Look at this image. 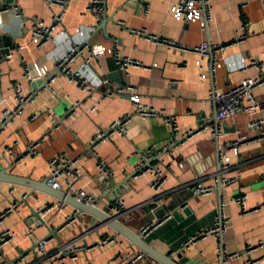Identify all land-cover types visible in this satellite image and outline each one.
I'll return each instance as SVG.
<instances>
[{"label":"crops","instance_id":"obj_1","mask_svg":"<svg viewBox=\"0 0 264 264\" xmlns=\"http://www.w3.org/2000/svg\"><path fill=\"white\" fill-rule=\"evenodd\" d=\"M89 2L69 0L63 24L53 40L39 48L30 37L34 21L39 19L51 25L60 7L50 6L44 0H0V55L8 49L14 53L13 62L0 61V119L5 111L16 106V85L22 84L26 94L34 95L20 118L0 128V169L8 168L10 173L45 182L50 159L65 154L77 159L81 172L94 179L86 189L99 197L98 207L106 208L112 203L109 195L116 197L124 201L128 210L121 221L129 228L140 233L147 225L153 226L144 238L158 251L175 259L181 255L187 257L190 264H222L223 257L224 264H264V245H260L264 241V138L249 125L255 118L264 121V112L255 117L240 114L223 124V144L244 138L239 154L232 156L229 173L219 171L224 164L218 144L208 133L184 138L186 132L198 129L204 121L216 122L215 105L209 100L213 89L224 92L246 78L264 77L263 1L213 0V18L206 29L197 22L177 21L171 13L175 0H106L109 21L103 29V21L86 11ZM246 22L251 24L253 34L231 45ZM133 29L172 41L181 49L151 43L146 37L133 33ZM203 41H209L212 48L203 62L208 77L201 80L202 71L197 66L199 57L190 50ZM84 43L107 48L106 53L88 67L89 77L97 86L94 98L83 93L78 83L62 77L53 84L56 94L40 86L35 88L37 83L23 79L25 66L33 63L53 75L57 61L71 46ZM116 48L121 57L139 61L143 67H132L125 75L117 65ZM88 55V51L84 52L72 68H80ZM216 60L222 67L212 71L209 65ZM254 60L262 68L252 67ZM105 79L135 88L142 106L153 109L158 116L142 117L135 104L124 97L101 99L104 91L101 82ZM254 97L264 100V85L254 91ZM78 102L74 116L68 118V111ZM93 105L97 110L90 113ZM34 114L40 116L32 120ZM125 116L130 117L127 137L115 135L100 144L96 156L92 149L96 133ZM165 117L177 120L178 134L166 125ZM57 122L59 129H55ZM45 136L47 139L41 142ZM170 141L178 142L179 146L165 152L163 149ZM35 143L40 145L34 155L28 156ZM152 148L157 150L152 165H159L167 173L158 193L151 188L153 176L150 173L136 175L141 159ZM9 149L12 151L7 153ZM100 158L114 176L99 174ZM231 178L238 180L220 190L217 181ZM197 183L214 189L207 195L195 193ZM13 189L0 184V210L15 198L20 200L19 213L5 221L4 227L13 230L15 237L4 247V257L6 264H32L36 247L28 237L29 228H34L36 239L47 238L51 231L64 224L71 208L64 213L49 214V224L37 226L34 212L42 202L53 199L22 187H16L13 194ZM118 190L120 194L114 196ZM25 194L29 197L23 201ZM241 194L249 197L247 205L251 212L247 215L232 202ZM221 213L228 221L221 238V255L213 237L184 249L190 237L214 227ZM158 219L162 220L158 223ZM110 236L114 237L115 233L108 227L80 215L76 223L56 234L48 248L54 250L60 242L76 240L79 250L76 260L68 261L69 264H122L125 253L139 252L119 236L112 244L102 245ZM235 253L238 256L232 257ZM137 264L157 263L145 257Z\"/></svg>","mask_w":264,"mask_h":264},{"label":"built area","instance_id":"obj_2","mask_svg":"<svg viewBox=\"0 0 264 264\" xmlns=\"http://www.w3.org/2000/svg\"><path fill=\"white\" fill-rule=\"evenodd\" d=\"M48 5L60 7L59 12L54 13L53 22L51 25H46L42 20H35L34 26L31 30L30 37L34 45L41 48L46 46L53 40L55 32L61 27L63 24L66 10L68 7L69 0H44ZM263 5H264V0ZM86 11L90 13L93 17H95L99 21H104L107 18L106 13V0H90ZM146 12H148V7L146 8ZM171 13L173 17L177 21H189V22H197L199 23L202 29H206L209 22L213 18V0H175V2L171 6ZM16 14V13H15ZM16 17H20V15L16 14ZM133 33L139 34L141 37H146L151 43L160 44L165 43L169 48L172 49H181L174 42L161 39L156 35H148L145 31L133 29ZM253 34L251 24L249 22L244 23L241 32L238 33L237 38L231 45H236L245 39H247L250 35ZM211 45L209 41H203L198 47H195L190 50L198 55L199 59L197 61V66L200 71H202L200 77L201 80L208 77L205 73V67L203 66L204 60L208 57L209 52L211 50ZM185 52L187 50L183 49ZM222 48L219 49V51ZM88 51L89 55L85 58L83 65L77 70L73 69V64L83 55L84 52ZM107 51V48L103 45L93 46L85 43L81 44H73L68 52L65 53L63 57H61L56 63V73L53 75H48L47 72L38 64L33 63L32 65L25 66V74L23 79L27 82L37 83L38 81H42V85L44 89L52 91L53 94H56V91L53 88V84L57 80L58 77H62L67 79L69 82H76L79 84L80 90L83 93L89 95L90 98H94V93L97 89L94 81L89 77L88 67L94 59L100 58ZM116 53V61L120 70L128 75L130 68L132 67H143L142 63L139 61H135L131 58H123L119 55L118 49H115ZM7 60L8 62L14 61V53L12 50L5 51L2 55H0V61ZM252 67L262 68L261 65L258 64L257 61H252ZM154 67H157L155 65ZM222 64L216 60L213 61L209 68L213 71L215 69L221 68ZM104 87V91L101 95V99H112L115 97H124L129 99L132 103L137 107L138 114L142 117H151L158 116V113L153 109H149L148 107L142 106L140 103V97L137 94L135 88L131 86H124L121 84L111 83L109 80H103L101 82ZM264 85V77L253 78L249 77L241 81L238 85L232 87L231 89L220 92L217 89H213L210 94V101L215 105L216 119L215 123H210L209 121H205L198 129L194 131H189L184 134V138H191L195 134L208 133L210 138L218 144L219 156L223 162V167L220 166V172L229 173L232 170L231 160L232 156H236L239 154L240 144L244 140L243 137L239 138L237 141L231 144H223L222 140L225 137V133L223 130V124L234 117L245 114L251 117H255L259 113L264 112V100H257L254 97V91ZM15 93L17 98L16 106L13 109L7 110L4 112L3 118L0 119V128L3 129L6 126H10L15 119L20 118L24 114V107L27 103L34 100V95L32 93L26 94L23 90L22 84H18L15 86ZM80 105V103H75L74 106L70 108L68 111L67 117L72 118L76 112V108ZM97 110V106L93 105L89 108L90 113H95ZM40 114H34L32 116V120H36ZM130 122V117L125 116L119 120L113 122L110 127L106 130L98 131L95 137L92 140V149L94 154H96V148L111 139L115 135L120 137H127L128 135V123ZM164 122L166 125L172 127V131L174 134L179 133V125L177 120L174 117H165ZM250 127H253L258 133L261 139L264 138V121L261 119H253L252 122L249 123ZM60 125L57 122L55 129H59ZM47 136H45L42 140H46ZM40 145V143H35L31 145L30 152L28 156L35 154V149ZM179 146L178 142L170 141L163 150L165 152L171 151L172 149H176ZM12 151L9 149L7 153ZM157 150L152 148L148 150L144 157L141 159L140 164L138 165L137 176L150 173L153 176L151 182V188L155 190V192H159L164 182L167 179V173L159 166V165H151L146 166V163L151 161L155 156L154 152ZM170 173L173 174L171 167H169ZM97 170L99 174L104 176H114L112 170L107 166L103 159H98L97 162ZM48 178L46 180L47 184L51 186L55 190L63 191L74 196L79 201L98 206L99 197L94 193L89 192L86 188L89 183H91L94 179L88 175H84L81 172V169L78 166L77 159H71L65 154L59 155L50 159L48 163ZM135 175V177H136ZM221 180V179H219ZM238 178L225 179V181H221L220 188H226L228 185L235 183ZM80 186L78 184L82 183ZM218 185L219 182L217 181ZM14 189L12 193L14 194L16 191V186H12ZM213 187H204L201 184L197 183V187L195 188V193H199L202 195L210 194L213 191ZM29 196L27 194L23 195L22 200L26 201ZM249 197L246 194H241L235 196L232 199V202L241 207L243 215L249 214L251 211L248 208ZM42 205L38 208L41 218L37 220V222H41V226H47L49 224V219L47 216L53 212L56 214L64 213L65 210L69 208L68 205L59 203L55 200L52 202H42ZM20 200L14 199L7 205L3 210H0V264H6V260L4 257L3 249L7 246L15 237V233L9 227L5 226V221L8 217L13 216L15 213H19ZM71 208V207H70ZM117 214L120 219L128 214V210L125 208V203L123 200H116L113 203V212L111 213ZM79 214L77 211L71 208V211L66 215V221L61 226L59 232L68 229L72 224L76 223L79 219ZM228 221L224 217V214L217 218L215 226L206 229L200 232L198 235L190 237L184 244V249H190L193 245L198 243L199 241L206 239L207 237H213L218 242V250L219 255L223 253V247L221 244V238L224 232L227 229ZM152 225H147L143 229H141L140 234L146 235L151 229ZM34 228H29L28 237L32 239L35 244V259L32 264H69L68 261L76 260V252L79 250L76 245V240H71L68 242H60L54 250H49V245L53 241L54 237H47L42 239H36L34 235ZM89 231L85 234H88ZM117 235L114 237L106 238L102 245L107 246L116 241ZM264 245V241L260 244ZM238 254L235 253L232 257H237ZM145 255L141 252L136 254L125 253L122 256V264H137L138 262L145 259ZM26 258L23 257V259ZM247 264H250L248 262Z\"/></svg>","mask_w":264,"mask_h":264},{"label":"water","instance_id":"obj_3","mask_svg":"<svg viewBox=\"0 0 264 264\" xmlns=\"http://www.w3.org/2000/svg\"><path fill=\"white\" fill-rule=\"evenodd\" d=\"M108 21V18L103 21V29H105V26L107 25ZM41 85L42 81H38L37 85L34 84V87L36 88L37 86ZM214 119H216V114ZM203 123H201L200 125H202ZM154 159L147 162L146 166H151ZM8 170V168L0 169V184L22 187L29 189L32 193L44 194L59 203L68 205L81 215H87L92 219H96L98 224H100L101 226L108 227L115 233V235L122 237L123 239L128 241L139 252L143 253L146 257H149L150 259L154 260L157 264H190L189 259L187 257H182L181 255L179 259H175L173 256L166 255L158 251L145 240L144 235L129 228L123 221H121L117 214L112 215L111 213L113 212V203L117 199L116 197H110L109 195L108 198L111 200L112 203L106 208H100L95 205L83 203L68 193L55 190L51 186H49L46 181H38L29 177L16 175L10 173ZM220 183L221 180H219V189L221 190ZM113 194L114 196L120 194V191L118 190ZM170 210H172V208H170ZM34 215L36 216V219L38 218L37 220L41 218L40 213L37 211L34 212ZM33 220L36 221L35 219ZM160 220L162 219H158L157 222L159 223ZM37 226H41V222L38 221ZM60 228L58 230L54 229V231H51L50 237H55L56 234L59 232ZM22 257H20V259ZM224 261L225 260L223 257L222 264H224Z\"/></svg>","mask_w":264,"mask_h":264},{"label":"rangeland","instance_id":"obj_4","mask_svg":"<svg viewBox=\"0 0 264 264\" xmlns=\"http://www.w3.org/2000/svg\"><path fill=\"white\" fill-rule=\"evenodd\" d=\"M93 220V222H96V219H92Z\"/></svg>","mask_w":264,"mask_h":264}]
</instances>
